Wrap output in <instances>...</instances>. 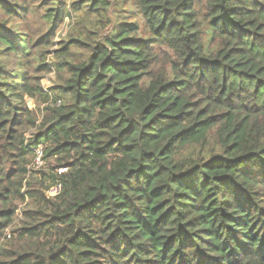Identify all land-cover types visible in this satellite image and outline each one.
I'll return each mask as SVG.
<instances>
[{
  "label": "trees",
  "instance_id": "obj_1",
  "mask_svg": "<svg viewBox=\"0 0 264 264\" xmlns=\"http://www.w3.org/2000/svg\"><path fill=\"white\" fill-rule=\"evenodd\" d=\"M2 239L0 264H264V0H0Z\"/></svg>",
  "mask_w": 264,
  "mask_h": 264
},
{
  "label": "rangeland",
  "instance_id": "obj_2",
  "mask_svg": "<svg viewBox=\"0 0 264 264\" xmlns=\"http://www.w3.org/2000/svg\"><path fill=\"white\" fill-rule=\"evenodd\" d=\"M75 21V18L73 17H65L64 22L61 24V26L57 29V32L54 37V47L51 48L50 53L46 57V63L49 65V68L46 72H41L38 75L41 77L40 78V84L42 87V93H53L52 89L54 86L58 83L57 76H58V71H57V65H58V60L54 56V51L55 49L58 48V44L68 38L69 32L73 28V23ZM26 104L29 109L34 111V118L36 120V126L31 127L28 129L26 132V137L29 139L32 137L37 132V127L41 123L44 109L46 107V103L42 101V96L38 93L34 97H29L25 96ZM28 209L27 201L20 204L19 209L17 211V215L15 218V221L8 229V233L13 234V231L20 228L23 226L24 223L27 222V219L24 215V211ZM8 242L5 239H2L0 241V247H6L8 248Z\"/></svg>",
  "mask_w": 264,
  "mask_h": 264
},
{
  "label": "built area",
  "instance_id": "obj_3",
  "mask_svg": "<svg viewBox=\"0 0 264 264\" xmlns=\"http://www.w3.org/2000/svg\"><path fill=\"white\" fill-rule=\"evenodd\" d=\"M44 164V161H43V149L42 147H39L37 150H36V158H35V162H34V166L38 169L40 168L42 165ZM67 170V168L65 167H62V168H59V172L60 173H65ZM62 190V183L61 182H58L56 183L54 186H52L49 190H48V194L52 197H55L57 196L58 194H60Z\"/></svg>",
  "mask_w": 264,
  "mask_h": 264
}]
</instances>
